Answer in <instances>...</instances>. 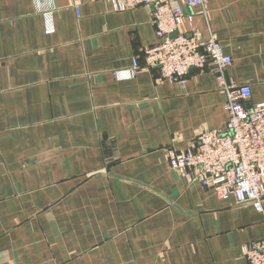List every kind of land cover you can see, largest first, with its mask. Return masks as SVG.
I'll return each instance as SVG.
<instances>
[{
	"label": "crops",
	"instance_id": "crops-1",
	"mask_svg": "<svg viewBox=\"0 0 264 264\" xmlns=\"http://www.w3.org/2000/svg\"><path fill=\"white\" fill-rule=\"evenodd\" d=\"M205 10L185 8L186 29L217 36L228 79L264 101V0ZM157 42L143 5L0 0V264H245L264 239V210L170 167L226 127L215 67L119 77Z\"/></svg>",
	"mask_w": 264,
	"mask_h": 264
},
{
	"label": "built area",
	"instance_id": "built-area-1",
	"mask_svg": "<svg viewBox=\"0 0 264 264\" xmlns=\"http://www.w3.org/2000/svg\"><path fill=\"white\" fill-rule=\"evenodd\" d=\"M116 10L145 6L156 27L158 42L146 48L145 65L134 60L131 68L117 73L134 77L139 69H159L165 78L185 83L193 68L215 67L219 88L226 94L229 119L224 129L203 130L187 150L170 157V167L188 184L199 182L214 189L222 199L252 205L263 211L264 198V101L247 102L251 87L229 80L226 70L233 58L224 52L221 40L186 29L193 16L185 8L200 7L206 13L208 0H111ZM245 264H264V239L243 246Z\"/></svg>",
	"mask_w": 264,
	"mask_h": 264
}]
</instances>
